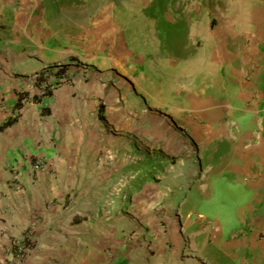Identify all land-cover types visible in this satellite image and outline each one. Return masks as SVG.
<instances>
[{"label": "crops", "instance_id": "0c3cea01", "mask_svg": "<svg viewBox=\"0 0 264 264\" xmlns=\"http://www.w3.org/2000/svg\"><path fill=\"white\" fill-rule=\"evenodd\" d=\"M253 3L249 14L233 9L213 31L203 21L189 26L183 19L188 29L179 45L169 44L173 35L155 33L154 19L155 36L147 42L154 48L143 43L136 52L118 39L107 52L102 43L94 45L97 36L80 41L56 2L0 0V126L14 118L0 129V245L45 211L38 202L48 180L59 182L35 170L34 160H58L63 144L84 152L80 140L89 131L137 136L146 121L158 132L171 125L170 134L205 160V174L195 181L205 203L213 199L218 211L217 198L246 203L237 215L244 231L229 239L200 212L174 218L178 230L157 242L151 264H264V2ZM59 68L61 76L47 74L37 85L38 75ZM112 70L124 75L117 84L110 82ZM45 83L54 84L50 95L13 109L18 92L39 94ZM126 113L136 119L134 127L120 122ZM222 181L232 195L220 193ZM6 259L0 255V264Z\"/></svg>", "mask_w": 264, "mask_h": 264}, {"label": "rangeland", "instance_id": "374dc122", "mask_svg": "<svg viewBox=\"0 0 264 264\" xmlns=\"http://www.w3.org/2000/svg\"><path fill=\"white\" fill-rule=\"evenodd\" d=\"M48 1L59 5L58 15L65 24L73 22L77 26L76 33L79 34L80 41L85 35L90 36H87L88 39L97 36V43L94 45L97 47V44L102 43L107 52L108 47L113 44L117 47L118 39L124 41L128 48L132 46L130 50L136 52L142 49L143 43L154 48L155 44L151 46L147 43L155 36L151 35L154 33L151 29V21L154 19L159 20L155 33L161 38L173 35L175 43L170 40L169 44L179 45V39L185 37L188 29L184 20L189 22V26L195 21H203L205 28L213 31L231 15L233 9L239 16L244 15L240 12L242 8L249 14L252 2L254 1V5L259 2ZM52 17L56 18L54 13ZM166 17L176 18L177 21H162ZM210 20L215 23L213 28L208 25ZM109 35L115 36L112 37L115 43L108 42ZM198 42L195 43L196 46ZM170 65L177 67L178 63ZM244 76L246 78V74ZM119 78H124V75L116 76L112 70L110 82L117 84ZM114 112L111 114H115ZM126 116L120 122L125 120L124 122H128L127 126L134 127L136 119L127 113ZM171 131L169 125L158 132L146 121L144 130L137 136L93 134L89 131L80 140V149L84 152H76L70 144H63V151L57 154L58 160L47 163L46 158L40 157L45 159L46 166L39 171L59 176V182L56 179L48 180L46 197L38 202V205L45 207V211L35 214L22 233L15 234L11 240L0 245V255L7 256L6 264H151V257L158 249L157 242L166 240L167 232L171 235L178 230L173 219H183L188 211L202 213L209 224L218 223L223 238L229 239L243 232L244 228L238 227L237 215L240 209H245V200L227 196L217 198L220 211L216 210L213 199L205 203L195 181L200 173L205 174L206 162L199 159L200 156L190 154L187 142L177 134H170ZM172 159L175 160L174 163L171 162ZM155 160L165 162L161 172H155L150 180L141 178L139 167ZM59 161L64 166L60 167ZM138 177L141 183L137 185L135 180ZM222 182L225 188H220V193L232 195L227 182ZM135 185L136 187L129 188ZM195 213L190 217L194 218ZM179 222L182 224V221ZM196 224L193 227H197L199 223ZM25 236L29 238L30 246L13 252V244H18ZM171 240L162 244L170 247L173 244Z\"/></svg>", "mask_w": 264, "mask_h": 264}, {"label": "trees", "instance_id": "16d2710c", "mask_svg": "<svg viewBox=\"0 0 264 264\" xmlns=\"http://www.w3.org/2000/svg\"><path fill=\"white\" fill-rule=\"evenodd\" d=\"M62 71H63L62 68H59L56 71H50V70L44 71V73H41L40 75H38L36 77L37 85L40 84L42 79L45 78L47 76V74L48 75L51 74V75H54L55 77L56 76L58 77V76L62 75ZM43 74H45V75H43ZM53 87H54V84L45 83V85L41 86V88H40L41 90H40L39 94H30L28 91H25V90L18 92L16 100L13 104V109H19L22 106L23 101H27V100H30L32 102L40 101L42 96L51 94ZM13 119L14 118H9L8 120H6V122L0 126V129H2L6 125H9L13 121ZM171 162L174 163L175 160L172 159ZM164 163L165 162L162 160H155V161L147 162L146 164L142 165L141 167H139V169L141 170L140 174H142L141 178H146L147 180H150L151 176L154 175L155 172H161V169H162ZM139 177L135 180V183L137 185L141 183V181L139 180ZM134 187H136V185L135 186H129V188H134ZM75 219L79 220V218H75ZM25 237H23L19 241L18 244L17 243L13 244V246H12L13 252L20 251L21 249H24L25 247L30 246L29 238H27V236H25Z\"/></svg>", "mask_w": 264, "mask_h": 264}, {"label": "built area", "instance_id": "2783aa9c", "mask_svg": "<svg viewBox=\"0 0 264 264\" xmlns=\"http://www.w3.org/2000/svg\"><path fill=\"white\" fill-rule=\"evenodd\" d=\"M32 165H33V168L35 170H43V169H45L46 162H45L44 158H42V159L38 158V159L33 161Z\"/></svg>", "mask_w": 264, "mask_h": 264}]
</instances>
